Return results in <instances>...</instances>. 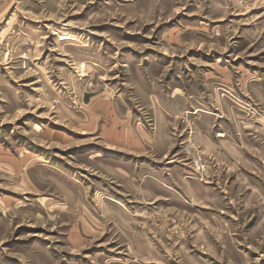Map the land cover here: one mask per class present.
Returning <instances> with one entry per match:
<instances>
[{"label": "rangeland", "instance_id": "obj_1", "mask_svg": "<svg viewBox=\"0 0 264 264\" xmlns=\"http://www.w3.org/2000/svg\"><path fill=\"white\" fill-rule=\"evenodd\" d=\"M0 264H264V0H0Z\"/></svg>", "mask_w": 264, "mask_h": 264}]
</instances>
